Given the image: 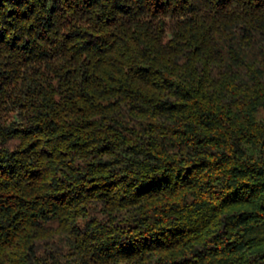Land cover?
I'll list each match as a JSON object with an SVG mask.
<instances>
[{
    "label": "trees",
    "instance_id": "obj_1",
    "mask_svg": "<svg viewBox=\"0 0 264 264\" xmlns=\"http://www.w3.org/2000/svg\"><path fill=\"white\" fill-rule=\"evenodd\" d=\"M0 264H264V0H0Z\"/></svg>",
    "mask_w": 264,
    "mask_h": 264
}]
</instances>
